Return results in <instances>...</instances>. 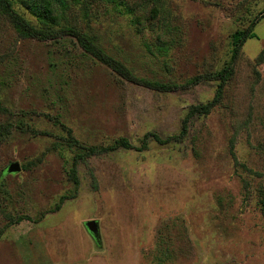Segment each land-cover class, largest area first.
Masks as SVG:
<instances>
[{
  "label": "rangeland",
  "instance_id": "obj_1",
  "mask_svg": "<svg viewBox=\"0 0 264 264\" xmlns=\"http://www.w3.org/2000/svg\"><path fill=\"white\" fill-rule=\"evenodd\" d=\"M122 1L65 0L53 26H77L136 75L181 86L131 81L74 36L63 45L22 36L0 10V122L34 128L0 142V165H21L0 183V264H264V16L212 110L193 115L182 139L136 148L147 131L178 134L189 106L213 97L231 32L264 0ZM56 118L82 145L125 136L134 146L78 161L75 185V147ZM6 212L25 217L11 222ZM160 231L172 239L167 253Z\"/></svg>",
  "mask_w": 264,
  "mask_h": 264
},
{
  "label": "trees",
  "instance_id": "obj_2",
  "mask_svg": "<svg viewBox=\"0 0 264 264\" xmlns=\"http://www.w3.org/2000/svg\"><path fill=\"white\" fill-rule=\"evenodd\" d=\"M14 1L15 0H0V10L6 15V17H8L11 24L14 26L17 32L22 36L36 37L38 39H43V40L50 39L51 41L58 42L59 45H63L66 36H74L76 38L78 45L82 48L84 52L94 56L101 62L106 63L112 69H114L119 74H121L122 76H124L125 78L131 81L142 83L144 85L162 90H169L172 87H178L182 85V83L163 82L160 80H156V79L153 80L136 75L135 73H133L131 68H129L123 61H121L113 54L105 50L99 43L95 41V39L92 36L82 31L77 26L65 24V25H60L58 27H54L53 24L56 25L58 23L57 22L58 16L55 13L54 8L56 5L64 7L66 5L65 0H18L21 4L26 6L32 14L36 16L38 23H34L30 19H27L20 11H18L14 7L13 4ZM113 1L116 4H120V3L122 4L123 2L122 0H113ZM151 8L153 9V6ZM262 16H264V6L259 11H257L252 15V17L249 19V22L245 26L236 27L231 32L232 48H231V54L229 60L223 65L222 68L214 71L211 75L212 76L211 78H215L218 80L213 97L207 101L204 102L201 101L199 103L191 104L189 106L186 114L183 117L182 128L178 134L167 137H161L155 131H147L143 135L141 144L136 147L137 149H142L145 146H147V140L149 137H152L153 139L157 140L159 143H165L172 139H182L185 133L187 132L188 121L193 115L196 116L205 115L212 110V108L220 101L222 97L226 80L228 79V77L230 76L233 70L234 59L238 55L244 41L248 37L254 36L255 34L253 30L254 24ZM263 52H264V46L260 50L259 53L260 58ZM201 78L202 75L198 74L188 78L185 82L188 84L195 83L199 81ZM55 120L65 128L67 133V143H72V145L75 147V151L72 155V164L70 167V175L75 185H77L79 182L77 176L78 161L82 160L83 158H85L90 154L99 151L114 149L120 146L126 148L134 146L125 136H120L116 138L109 145L85 146L82 145L74 137L70 127H67L60 119L56 118ZM15 130L29 131V130H34V128L29 127L27 124H23L22 121H19V123L16 124L12 123L11 121L0 122V142L10 137ZM22 166L26 167L27 164L22 163ZM4 174H5V166L0 165V183H3L4 181L3 180ZM63 197L64 196H62L60 201L55 204L54 209H58L60 207ZM258 201L261 210L264 211V193H262ZM5 214L7 215L8 219L11 222H18L19 220L25 217V215L23 214L12 215L11 213H7V212ZM157 241L159 244L158 247L161 250H163L165 253L170 251L169 246L171 247L172 239L167 234L161 236V231H160V233L158 234Z\"/></svg>",
  "mask_w": 264,
  "mask_h": 264
},
{
  "label": "water",
  "instance_id": "obj_3",
  "mask_svg": "<svg viewBox=\"0 0 264 264\" xmlns=\"http://www.w3.org/2000/svg\"><path fill=\"white\" fill-rule=\"evenodd\" d=\"M21 169L20 162L18 160H11L7 163L5 166V172L11 173V172H17ZM85 225L91 235L95 239H99V228H98V222L96 219H87L85 221Z\"/></svg>",
  "mask_w": 264,
  "mask_h": 264
}]
</instances>
